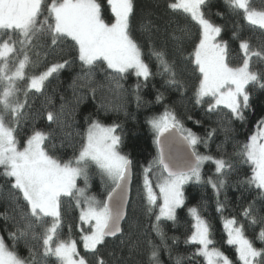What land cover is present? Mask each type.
I'll return each instance as SVG.
<instances>
[{"label": "snow or ice", "instance_id": "6c2138e0", "mask_svg": "<svg viewBox=\"0 0 264 264\" xmlns=\"http://www.w3.org/2000/svg\"><path fill=\"white\" fill-rule=\"evenodd\" d=\"M209 3L210 0H163L161 14V0H155L138 14L135 0H107L111 16L106 19L104 0H0V175L7 178L8 185L7 191L0 190V200L6 203L0 216L12 222V230L8 231L11 246L0 236V264H49L50 257L55 258V264H135L137 254L145 257L140 264H160L161 247L168 249L161 222H177V209L185 204L184 185L193 181L213 189L216 211L221 214L226 234L224 242L235 248L239 264H264V215L257 212L254 202L243 208L241 215L249 222L247 226H259V232L250 238L245 223L235 216L223 215L226 198L220 200L237 164L251 169V175L237 183L254 187L264 198V120L246 142H237L232 154L235 161L225 158L223 144L217 146L218 155L197 150L201 144L208 148L217 128L224 131L227 140L233 130L225 117L242 121L250 105V86L264 90V40L253 44L251 38L234 31L239 62L233 64L229 42L221 38L222 26L213 20ZM224 3L249 25L264 29V7L253 6L251 0ZM178 14L194 22L197 31L193 33L186 22L181 23ZM136 32L156 59V74L165 77L167 85L184 89L182 66L191 67L197 81L192 92L194 104H206L205 114L218 117L217 127L203 136L185 127L168 107L147 120L154 132L157 153L147 167L142 166V198L146 213L155 217L151 231L160 237L159 244L150 238L141 241L143 233L136 235L132 231L138 229V223L131 225L127 233L123 227L131 204L134 162L123 151L120 125H106L89 114L82 131H67L71 124L65 117L74 112L67 113L65 104L57 110L51 97H46L40 107L32 102L35 93L45 94L50 78H58L61 70L73 67L76 61L80 71L70 87L77 105L89 94L95 99L105 87L95 79L97 68L105 74L109 89L118 94L127 91L120 80L130 73L147 81L153 73L142 58ZM185 44L191 46L188 56H184ZM49 57L55 58L54 62H49ZM41 63L43 70L29 71ZM140 87L138 82L133 92L137 106L143 102L138 94ZM162 100L163 94H158L156 101ZM99 108L118 110L103 101ZM222 109L228 112L221 115ZM45 119L46 128L38 127L36 122ZM27 124L31 127L25 138L18 139ZM58 133L63 136L61 143L67 141L74 149L70 158L48 150ZM75 137L79 138L78 148L72 143ZM177 142L182 148L173 151ZM206 162L214 164L215 174L204 179L202 167ZM94 172L102 182H110L104 199L90 194ZM81 180L83 187L78 184ZM62 197L72 198L79 210L75 225L79 240L73 238L71 224L67 236L60 231ZM203 207L201 203L188 208L192 223L184 243L195 246V251L187 257L176 256L175 264L196 257H203L204 264H234L215 246L213 225L202 215ZM108 238L118 241V245L109 249ZM178 239L173 237V243ZM20 241L24 242L27 256L17 250Z\"/></svg>", "mask_w": 264, "mask_h": 264}, {"label": "trees", "instance_id": "16d2710c", "mask_svg": "<svg viewBox=\"0 0 264 264\" xmlns=\"http://www.w3.org/2000/svg\"><path fill=\"white\" fill-rule=\"evenodd\" d=\"M105 3V18L111 16L110 9L107 8V0ZM137 13L139 14L145 7L155 3V0H135ZM251 3L255 7H264V0H251ZM208 11L211 12L213 20L222 26L221 38L229 42L230 47V59L233 64L239 62L238 54V41L233 39V32L237 31L245 37L251 38L253 44H258L261 40H264V30L249 25L243 20L242 15L237 16L233 14L224 3V0H210L208 5ZM161 14L164 13L163 0H161V7L159 9ZM221 13L222 15H217ZM181 19V23H187L191 28V31L195 33L197 27L194 22L190 20L185 21L182 15L178 14ZM135 35L141 40L143 59L149 64L150 70L153 75L149 77L147 81L141 78H137L134 74L127 75L126 78L121 79L120 83L127 91L117 93L112 91L108 87V81L105 74L96 69L95 79L105 85L93 99L89 94L86 99L76 103V94H74L73 88L70 87L72 79L77 72L80 71V63L76 61L75 65L71 68H65L61 70L58 78H50V83H47L45 94L40 95L35 93L32 102L36 107H40L45 103L46 97H51L53 105L59 110L61 104H65L66 112L73 113L74 115H66V119L71 124V127L67 131L74 132L76 130H83L84 118L89 114H94L102 123L111 125L113 123L120 125L119 134L123 135L124 144L123 151L129 153L134 165H133V183L131 189V204L128 206V218L124 222L123 227L125 232L129 231V228L133 224L138 223V229L133 228L132 231L136 235H140L141 241L145 238H150L154 243H160V237L153 231H151V223L155 222L153 215L146 213V204L143 200V187L141 185L140 178H143V167H147L149 161L156 155V145L154 143V132L148 125L147 120L153 116L160 115L164 112L165 107H168L180 118L185 127L192 129L198 135H205L207 130L213 127H217L215 121L218 119L216 115H206L205 110L207 105L197 106L192 100L193 85L197 82L195 76L191 71L190 66H182L184 68L182 72V78L186 84V87L179 90L175 87H171L165 83V77L158 75L157 62L154 56L151 55L147 46L143 43L140 33L136 32ZM184 56H188L191 51V46L185 44ZM53 57H49V62H54ZM255 59V58H254ZM44 68V64H40L36 69H30L29 71H41ZM198 75V73L196 74ZM141 84L138 89V94L142 98V103L137 106V101L133 92L137 91L134 86L137 83ZM55 88V92H53ZM251 99L250 105L244 111V119L234 120L230 117H225L226 124L233 131L229 134V138L226 140L224 131L217 128V132L214 133V138L209 141L208 148H205L203 144L198 146V151L202 153H210L212 155H218L217 146L223 144V151L225 158L231 157L235 161V157L232 155L235 151V145L237 142L244 143L247 138L254 134L258 130V124L261 120H264V90L258 86L251 87ZM163 94V100L156 101L158 94ZM63 96V100H61ZM110 104L118 110L104 111L99 108L101 102ZM146 102V103H145ZM228 112L227 109L221 110V115H225ZM191 116L192 119H188ZM199 121L200 123H196ZM230 121V122H229ZM40 128H46L48 122L45 120H39L36 122ZM31 125H24V130L18 136V139L23 140L25 133L30 129ZM55 127V125H53ZM78 137H75L72 143L78 148L76 141ZM63 140L62 134H57V139L48 144V150L54 152L56 155L67 159L73 155V147L69 146L67 141L61 143ZM55 145L53 147L52 145ZM2 171V170H0ZM215 174V166L211 162H206L202 167V176L207 179L209 176ZM246 175H251V169L248 165L237 164L236 170L228 176V184L220 194V200L224 201L226 198V209L223 213L226 217L235 216L238 220L246 224V234L251 238L259 232V226L248 227L249 222L245 221L241 213L244 207H247L249 203L254 202V206L260 215H264V198L258 195V190L248 188L247 185L238 184V180H243ZM7 178L0 175V190L7 191L8 185L6 184ZM153 183L155 179L153 177ZM79 186L83 187V181H78ZM108 181H101V178L95 172L90 180V194L95 195L98 199H104L107 194ZM185 204L177 209V222L163 220L161 227L166 233L168 249L161 247L160 249V264H175V257L183 255L187 257L190 253L195 251V246L184 243L187 234H190L191 217L188 213V208L200 205L203 203L204 207L202 215L211 221L214 230V239L216 241L215 246L221 248L230 259L234 261V264H239L235 255V248L227 245L226 234L223 229V220L221 214L216 211V196L210 185L200 184L196 182H190L184 186ZM6 203L0 200V213L5 211ZM158 210V209H157ZM63 225L60 229L64 236L68 235L69 225H72V236L74 239L79 240V233L75 227L78 222L79 210L75 207V202L70 197H62L61 206ZM50 220V218H49ZM7 229V230H6ZM12 230V222L5 221L0 216V236H3L5 242L11 246L12 241L8 239V231ZM179 238L176 243H173L172 238ZM118 241L109 240V249L118 245ZM257 246H261L259 241H256ZM80 251L83 252L82 245L79 246ZM17 250L22 256H27V249L24 246V242L20 241L17 245ZM126 255V253H125ZM141 254H137L134 257L135 264H140L141 260H144ZM49 264H55V258H48ZM183 264H204L202 257H196L195 259L188 261L185 260Z\"/></svg>", "mask_w": 264, "mask_h": 264}, {"label": "water", "instance_id": "95a60500", "mask_svg": "<svg viewBox=\"0 0 264 264\" xmlns=\"http://www.w3.org/2000/svg\"><path fill=\"white\" fill-rule=\"evenodd\" d=\"M182 145H180L179 142H177L173 148V151H178L181 150ZM156 150H157V146H156ZM132 183H133V172H132V178H131V184H130V196H131V189H132ZM128 209V208H127ZM124 224V223H123ZM109 240H113V238H108Z\"/></svg>", "mask_w": 264, "mask_h": 264}, {"label": "rangeland", "instance_id": "374dc122", "mask_svg": "<svg viewBox=\"0 0 264 264\" xmlns=\"http://www.w3.org/2000/svg\"><path fill=\"white\" fill-rule=\"evenodd\" d=\"M253 26V25H252ZM254 27H257V26H254ZM258 28V27H257ZM262 30H264V29H262ZM141 79H143L142 77H141ZM256 132H257V130H256ZM140 181H141V185H142V187H143V178L141 179L140 178ZM108 183H110L109 181H108ZM190 183V182H189ZM188 183V184H189ZM187 185V184H186ZM185 186V185H184ZM155 191L158 193V189H155ZM182 207V206H181ZM179 209V208H178ZM191 217V216H190ZM166 221H169V220H166ZM83 249V248H82ZM202 259H203V257H202Z\"/></svg>", "mask_w": 264, "mask_h": 264}]
</instances>
